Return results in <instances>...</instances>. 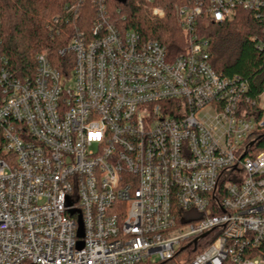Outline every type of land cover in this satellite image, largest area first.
Returning a JSON list of instances; mask_svg holds the SVG:
<instances>
[{"label":"built area","instance_id":"obj_1","mask_svg":"<svg viewBox=\"0 0 264 264\" xmlns=\"http://www.w3.org/2000/svg\"><path fill=\"white\" fill-rule=\"evenodd\" d=\"M104 1L59 68L40 53L18 78L1 59L0 264H264V91L217 75L193 34L242 10L264 52V0H188L174 57Z\"/></svg>","mask_w":264,"mask_h":264},{"label":"trees","instance_id":"obj_2","mask_svg":"<svg viewBox=\"0 0 264 264\" xmlns=\"http://www.w3.org/2000/svg\"><path fill=\"white\" fill-rule=\"evenodd\" d=\"M145 0H105L108 21L131 30L146 40L159 42L174 57L186 50L188 35L181 28L176 8L188 0H154L164 11L149 19L138 6ZM96 0H0V63L18 78L31 77L35 59L45 54L52 67L59 68L67 57L59 51L81 33L89 35L98 18ZM56 20V21H54ZM194 35L207 43L208 62L217 75L237 77L248 83V96L256 99L264 91V52L257 49L260 24L252 14L239 10L223 23L199 20ZM254 133L252 155L264 151V127ZM0 129V158L3 147Z\"/></svg>","mask_w":264,"mask_h":264},{"label":"rangeland","instance_id":"obj_3","mask_svg":"<svg viewBox=\"0 0 264 264\" xmlns=\"http://www.w3.org/2000/svg\"><path fill=\"white\" fill-rule=\"evenodd\" d=\"M153 1L154 0H152L151 3H148V0H145L143 4L138 6L140 13H142L144 16H146L149 19H152V18L157 19L156 17H153V15L151 14V11L153 10V8L158 7V6L154 5ZM158 8H160V7H158ZM259 131H262V130L258 127H255L254 133L259 132ZM180 226H182V225H180Z\"/></svg>","mask_w":264,"mask_h":264},{"label":"water","instance_id":"obj_4","mask_svg":"<svg viewBox=\"0 0 264 264\" xmlns=\"http://www.w3.org/2000/svg\"><path fill=\"white\" fill-rule=\"evenodd\" d=\"M250 145H252V144H250ZM78 224H79V229L77 231V237L82 238L83 231H82V224L80 223V219L78 220ZM81 247H82V242L78 243V248H81Z\"/></svg>","mask_w":264,"mask_h":264}]
</instances>
